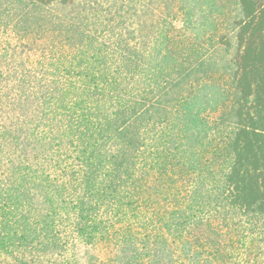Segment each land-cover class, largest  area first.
Listing matches in <instances>:
<instances>
[{
  "label": "trees",
  "instance_id": "1",
  "mask_svg": "<svg viewBox=\"0 0 264 264\" xmlns=\"http://www.w3.org/2000/svg\"><path fill=\"white\" fill-rule=\"evenodd\" d=\"M230 4L0 0V264H264V0Z\"/></svg>",
  "mask_w": 264,
  "mask_h": 264
},
{
  "label": "rangeland",
  "instance_id": "2",
  "mask_svg": "<svg viewBox=\"0 0 264 264\" xmlns=\"http://www.w3.org/2000/svg\"><path fill=\"white\" fill-rule=\"evenodd\" d=\"M230 2H231V4H230V10H232V13H233V15L235 14V10H234V8H235V5H233L234 4V1L235 0H229ZM227 2H228V0H227ZM234 10V11H233ZM82 251V254L85 252V247H81V250H80V252Z\"/></svg>",
  "mask_w": 264,
  "mask_h": 264
}]
</instances>
